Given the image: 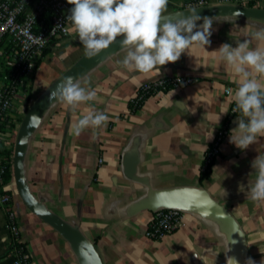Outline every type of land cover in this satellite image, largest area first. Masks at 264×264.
<instances>
[{
	"label": "crops",
	"instance_id": "0c3cea01",
	"mask_svg": "<svg viewBox=\"0 0 264 264\" xmlns=\"http://www.w3.org/2000/svg\"><path fill=\"white\" fill-rule=\"evenodd\" d=\"M189 1H205L204 8H252L237 0H169L165 17L176 19ZM253 8L264 10V0ZM205 16L217 18L211 44L193 47L177 62L150 73L128 71L119 63L126 55L123 37L96 56H86L70 24L69 36L57 51L48 50L39 65L32 86L35 106L20 108L14 129L4 137L15 149L29 118L23 175L30 197L91 244L103 264H231L233 240L202 204V191L236 219L246 244L245 262L264 261V202L248 196L256 179L252 161L264 155V137L245 150L237 148L230 143L231 131L238 127L239 115L233 116L220 156L205 179L200 174L203 155L235 105L226 89L237 87L226 62L212 51L224 43L235 47L264 27V19L233 12ZM258 43L252 41L251 47ZM177 76L198 82L151 96L132 110L130 101L141 85ZM67 77H86L89 83L81 80V85L94 89L97 99L75 109L50 101V92ZM88 107L108 115L107 125L76 136L72 125ZM6 190L30 264H93L84 249L25 205L15 175ZM160 208H176L184 215L180 228L162 242L147 236L149 220ZM11 244L0 203V264H15Z\"/></svg>",
	"mask_w": 264,
	"mask_h": 264
},
{
	"label": "clouds",
	"instance_id": "9594fccd",
	"mask_svg": "<svg viewBox=\"0 0 264 264\" xmlns=\"http://www.w3.org/2000/svg\"><path fill=\"white\" fill-rule=\"evenodd\" d=\"M73 7L67 17L71 30L85 49V55L94 57L109 48L118 37H123L126 55L119 63L128 71L139 73L160 72V67L177 62L183 53L193 47L206 49L211 44L212 26L216 17L201 16L190 7L188 15L168 19L165 13L169 0H67ZM242 15V13H241ZM203 21L198 24V21ZM43 40V38H40ZM252 41L259 42L251 47ZM216 58L226 62L237 80L235 90L228 89L238 116V127L230 135V143L241 150L264 137V27H258L249 38L233 47L222 44L212 51ZM86 77H67L49 94V100L75 109L82 103L95 101L97 92L81 85ZM108 115L92 107L72 125V132L80 136L86 129L107 125ZM220 117L218 119L219 123ZM211 135L207 139H211ZM255 182L248 196L254 202H264V155L252 161ZM231 264L238 261L229 257ZM245 264H255L248 258ZM264 264V261L261 262Z\"/></svg>",
	"mask_w": 264,
	"mask_h": 264
},
{
	"label": "built area",
	"instance_id": "2783aa9c",
	"mask_svg": "<svg viewBox=\"0 0 264 264\" xmlns=\"http://www.w3.org/2000/svg\"><path fill=\"white\" fill-rule=\"evenodd\" d=\"M253 1L255 0H237V3L247 5ZM72 7L67 0L0 1V203L12 241L15 240L17 244H24L19 232V218L14 210L12 195L6 190V176L14 163V149L4 137L14 129L18 110L24 106L32 108L35 105L36 96L32 92V86L39 65L48 50L57 51L61 42L69 36L71 22L67 17ZM190 7L204 8L206 2L189 1L185 4V10L188 11ZM197 82L198 79L191 76L147 82L140 86L131 99V108H140L151 96L188 87ZM228 89L230 88L226 92ZM236 112L234 105L215 141L203 155L201 173H207L220 156L222 145L229 138L230 120ZM183 219L184 215L179 209L156 210L149 220L148 238L165 241L180 228ZM13 254L17 258L15 264H30L28 253L21 257L18 250H13Z\"/></svg>",
	"mask_w": 264,
	"mask_h": 264
},
{
	"label": "water",
	"instance_id": "95a60500",
	"mask_svg": "<svg viewBox=\"0 0 264 264\" xmlns=\"http://www.w3.org/2000/svg\"><path fill=\"white\" fill-rule=\"evenodd\" d=\"M201 16L212 15L219 12H233L248 17H256L264 19V10L257 8H247V7H229V8H199L197 9ZM182 14V13H180ZM180 14L175 17L178 18ZM183 15L187 16L188 12H183ZM35 106V105H34ZM33 106V107H34ZM28 117L24 120L23 125L17 136L15 149H14V175L16 180L17 189L20 197L22 198L25 205L45 222L57 229L69 242L78 245L84 249L91 257L93 264H103L100 256L98 255L95 248L86 242L76 231L71 229L67 224L62 222L58 217L54 216L48 212L42 206L36 204L30 197L23 175V147H24V137L26 133V127L28 122ZM200 200L205 208L215 216L227 229L230 234L234 246L235 255L234 259L238 261V264H245L246 258V244L244 241V235L239 227L234 216L222 205L218 204L213 200L206 192L202 191L199 194Z\"/></svg>",
	"mask_w": 264,
	"mask_h": 264
},
{
	"label": "trees",
	"instance_id": "16d2710c",
	"mask_svg": "<svg viewBox=\"0 0 264 264\" xmlns=\"http://www.w3.org/2000/svg\"><path fill=\"white\" fill-rule=\"evenodd\" d=\"M257 0L253 1L250 3V7H254L255 6V3H256ZM235 115H240V112L237 111L235 113ZM14 165L12 164L11 167L9 168V171H8V174L6 176V180L9 182L11 181L12 178H14ZM211 170V169H210ZM210 170L207 172V173H201V179H205L207 176H208V173L210 172ZM11 252L9 253H12L13 250H18L20 256L22 257V255L24 254H27L28 251H27V248L25 246V244H17V242L15 240L12 241V244H11ZM8 253V254H9Z\"/></svg>",
	"mask_w": 264,
	"mask_h": 264
}]
</instances>
